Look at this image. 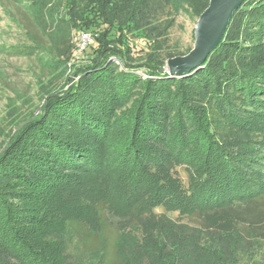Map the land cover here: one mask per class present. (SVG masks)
I'll return each mask as SVG.
<instances>
[{
	"label": "trees",
	"instance_id": "obj_1",
	"mask_svg": "<svg viewBox=\"0 0 264 264\" xmlns=\"http://www.w3.org/2000/svg\"><path fill=\"white\" fill-rule=\"evenodd\" d=\"M186 1L192 17L209 0H172ZM78 3L85 9L71 17L73 30L94 33V43L71 75L70 36L55 56L39 37L0 46L58 72L38 82V107L18 114L0 149V264H123L127 223L154 236L155 264H183L162 236L185 225L165 213L196 217L200 232L230 239L218 250V240L196 244L205 264H264V0H245L204 65L183 77L159 72L157 38L135 59L124 41L131 26L117 35L112 19L133 0Z\"/></svg>",
	"mask_w": 264,
	"mask_h": 264
},
{
	"label": "rangeland",
	"instance_id": "obj_2",
	"mask_svg": "<svg viewBox=\"0 0 264 264\" xmlns=\"http://www.w3.org/2000/svg\"><path fill=\"white\" fill-rule=\"evenodd\" d=\"M187 2L183 4L177 2L180 6L178 8L172 0H133L130 6H121V11L114 15L112 24L118 28L117 35L120 37L122 36V33L119 32L121 26L133 27H130L129 34L126 35L124 41L126 45H133V58L135 59L142 57L146 51L152 50L153 45L147 43L150 39L148 36L151 37V42L157 38L155 45L161 48V58H164L162 67H164L168 60L185 56L193 48L194 26L205 9L198 16L189 17L188 13L191 12V9ZM75 5V9H73L72 6ZM23 6H27L25 8L28 11ZM84 9V3H78V0H8L7 3L0 2V46L9 48L19 43L33 46L37 41L35 37H39L47 42L49 51L52 52V56H55L57 48L65 49V47H59L60 44L57 45L58 41L63 42L65 46L70 36L69 42L75 47L73 53L75 59L68 62L66 74L71 75L74 67L86 65V58L82 54H85L90 45L94 43V33L91 36L90 32L73 30L75 24L73 20H70L72 16L78 17ZM133 11L135 13L130 16ZM167 22H170L169 26L164 28ZM143 27L145 31H143ZM82 36H87L88 40L84 41ZM165 54H171L170 58ZM113 61L118 64L120 70H123L121 63L114 59ZM135 73L145 77L141 70ZM57 76L58 72L49 69L43 62L39 63L37 58L0 54V149L7 139L6 135L14 131V125L19 120L18 114L21 112L23 115L25 112L27 116L38 107L35 97L38 82L44 83ZM57 79L58 82L55 83L58 84V88L63 78L58 77ZM11 99L17 102H12ZM27 100L33 105L28 106V110H26L27 106H22ZM37 112L38 109L35 113ZM175 172L186 186L188 180L186 170L183 167H178ZM154 212L157 215L165 213L160 208ZM165 215L171 221L185 225V229L178 230V232L167 231L165 236H162V240L169 246H176L175 248L179 249V256L181 255L183 264H205V256L196 247V244L218 240L216 244L218 250L220 244L223 246V240H227L226 242L230 240L200 232L201 223L196 217H180L177 213H165ZM212 237L214 239H211ZM149 241L150 244H153L155 238L146 228L134 226L133 223L125 224L121 229L118 243V254L123 260V264H155V254L148 249L147 242ZM259 259L264 263V253Z\"/></svg>",
	"mask_w": 264,
	"mask_h": 264
},
{
	"label": "water",
	"instance_id": "obj_3",
	"mask_svg": "<svg viewBox=\"0 0 264 264\" xmlns=\"http://www.w3.org/2000/svg\"><path fill=\"white\" fill-rule=\"evenodd\" d=\"M245 0H209L194 26L192 50L185 56L168 60L160 73L181 77L200 69L212 50L221 42L231 16Z\"/></svg>",
	"mask_w": 264,
	"mask_h": 264
},
{
	"label": "built area",
	"instance_id": "obj_4",
	"mask_svg": "<svg viewBox=\"0 0 264 264\" xmlns=\"http://www.w3.org/2000/svg\"><path fill=\"white\" fill-rule=\"evenodd\" d=\"M82 38L85 40H88V37L87 36H82Z\"/></svg>",
	"mask_w": 264,
	"mask_h": 264
}]
</instances>
